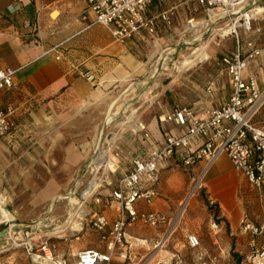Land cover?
Returning <instances> with one entry per match:
<instances>
[{"label": "crops", "instance_id": "1", "mask_svg": "<svg viewBox=\"0 0 264 264\" xmlns=\"http://www.w3.org/2000/svg\"><path fill=\"white\" fill-rule=\"evenodd\" d=\"M16 5L18 10H14ZM244 6H264V0H249ZM163 9L173 10L169 27L158 28L153 35L142 30L118 42L108 27L93 23L86 0H0V69H16L12 87L0 89V105L12 101L19 107L9 133L0 137V201L13 214L0 228L7 230L0 237L3 263L33 264L24 244L12 245L13 240L21 237L24 241L28 236L33 245L48 241L68 264H75V254L81 249L106 252L107 239L93 228L92 219L97 213L115 219L118 203L89 200L80 211L81 192L92 173L94 141L100 142L114 124L123 129L113 157L117 168L112 173L113 184L100 191L110 195L118 178L131 169L133 156L159 148L168 135L183 133V127L170 118L176 107L188 105L201 114L221 106L229 97V77L219 60L234 51L235 38L215 36L219 23L209 19L205 7L197 2L153 1L145 15ZM251 26L250 31H239L242 49L248 41L264 49L262 12ZM191 47L205 49L206 57L183 74L170 66L176 73L163 88L160 102L150 99L142 103L147 85L165 81V61ZM246 62L243 76L254 75L262 86L264 54ZM201 68L204 74L197 75ZM210 79L213 90L205 95ZM127 114L133 118L132 124L141 127H122L125 121L121 119ZM256 120H264V106ZM203 164L197 161L183 167L176 158L159 163L158 195L150 202L138 200L136 209L169 216L202 172ZM212 166L203 183L218 203V227L208 232L210 243L202 247L203 259L196 264H257L252 255L264 246V232L255 236L243 232L241 220L246 217L262 224L264 201L232 164L229 172L210 174ZM160 231L161 227L150 228L141 221L129 223L125 229L129 259L142 257ZM197 236L200 242L202 236ZM186 240L184 233L177 234L155 262L170 264L172 254L179 252L183 264H194ZM118 253L116 248L111 264H128Z\"/></svg>", "mask_w": 264, "mask_h": 264}, {"label": "built area", "instance_id": "2", "mask_svg": "<svg viewBox=\"0 0 264 264\" xmlns=\"http://www.w3.org/2000/svg\"><path fill=\"white\" fill-rule=\"evenodd\" d=\"M86 1L94 16L93 23L108 27L118 42H124L142 30L148 35H153L158 28L172 24L171 9L160 10L151 16L145 15L147 7L153 1L163 4L167 0ZM183 1L197 2L204 6L208 18L219 23L217 30L220 37L232 35L235 38L234 51L219 60V65L229 77L230 95L221 106L201 114H195L188 105L176 107L172 111L170 118L176 125L183 127V133L178 136L168 135L159 148L132 157L131 169L118 178L116 188L105 198V203L110 200L118 203L117 217L110 220L105 214L97 213L92 219L93 228L107 239L106 252L92 248L78 250L75 264H111V257L116 248L119 249V258L129 259L125 250V229L129 223L141 221L151 227H169L173 223L172 218L161 212H139L136 209L138 200L150 202L158 195L156 183L159 179V163L169 159H178L183 167H190L197 161L204 163L202 172L193 181L180 203L181 210L186 207L187 200L204 187L206 172L222 154L228 156L234 170L259 192L264 201V120H256L257 114L264 106V84L259 86L254 75L246 78L243 76L246 60L263 55L264 49L255 47L252 41H248L246 49L243 50L239 39V31H250L252 21L259 11L262 12L264 20V6L245 7V0ZM18 9L19 6L16 5L14 10ZM15 72L16 69L12 67L0 69V89L12 87ZM81 74L90 78L87 73ZM213 86L214 81H209L205 95L211 94ZM18 111V105L12 101L0 105V137L9 133ZM95 201L99 202V198H95ZM212 227L217 228L218 221H213ZM8 228L13 230L11 226ZM241 229L254 236L260 235L264 232V222L255 224L245 217L241 220ZM168 233L166 231L155 246H162ZM28 237L21 242L13 240L12 245L24 244L31 262L68 264L66 258L56 252L48 241L33 245ZM187 242L191 247L200 244L196 234H189ZM252 258L257 264H264V246L257 249ZM0 264L5 263L0 261Z\"/></svg>", "mask_w": 264, "mask_h": 264}, {"label": "rangeland", "instance_id": "3", "mask_svg": "<svg viewBox=\"0 0 264 264\" xmlns=\"http://www.w3.org/2000/svg\"><path fill=\"white\" fill-rule=\"evenodd\" d=\"M248 1L249 0H245L244 4L246 5ZM217 28L218 26L216 27L214 34L215 36L219 38L220 32L217 30ZM202 51L206 52L205 49L195 50V48L191 47V48H188L182 51L179 55H173L171 58H168L165 61L166 67L163 70V73L165 75L164 76L165 81L153 82L152 83L153 85L151 84L147 85L145 89L146 93L144 94V97L142 98L143 99L142 103L146 104L150 101V99H153L154 101L159 100L158 102H160L159 98L161 97L160 94L163 88L169 86L168 81L170 80L171 75L174 76L176 73L175 70L172 71L171 69H169V67L173 66L174 68H176L178 70L177 74L186 73V68L191 65L193 66L194 64L197 63V61H194L193 63H190V64H184L185 66L183 67H181L182 65L181 62L185 61L189 56L197 55L198 53ZM203 72H204V69L201 68L200 71L197 73V75H202L204 74ZM211 80L212 79H210V81ZM206 86L204 87V90ZM111 118H112L111 115H109L107 119L110 120ZM131 118L132 117L130 118L128 117V114L124 115L121 120L125 121V123L122 127H127L128 125L132 124V121L134 120H132L133 118L132 119ZM120 127L121 126L114 124L113 127H110L109 129H107V131L103 133V136L100 142H98V140L94 141V146H93L94 153H93L92 159L95 158L99 154H103V155H108L109 158L113 161V157H115L116 153L118 152L119 142L123 138V129ZM130 150H132V148H130ZM225 156L226 155H221L215 161V163L213 164L210 170V174L217 173L220 171L229 172L232 170V166L229 160L227 159V156L226 157ZM92 170L93 171L92 173H89V176L86 179V183L84 185L85 187L83 188L81 192V196L83 192L84 194H83V198L80 199L81 204H82L80 211H84L83 203H86L89 200H93L95 202V198L97 197L99 198V202H95V203H100V204L105 203V198L108 197V195L106 194L103 195L101 194L102 192L100 191L107 189V188H111L113 184L112 173H115L117 171V168L114 163L113 167H108L102 164L99 168L97 169L92 168ZM179 170L181 169L179 168ZM90 181H92L91 183H95L96 186L93 190L86 192L87 186ZM185 196L186 194L180 199V201L177 202L176 208L173 210V212L169 214V217L172 218V222H173L169 227H167V225L159 226V227L148 226L150 228H155V229H159L161 227L160 234L155 237V239L152 242L151 247L145 252V254L142 257L138 259L137 258L126 259V262H128V264H163V263H156L155 262L156 257L171 243V241L175 238L177 234H183V233L186 235V239L189 234H193V233L197 235L199 233L201 234L202 240L200 241V244L197 247L189 246L188 242L186 246L189 249L188 253L192 255V257L195 259L194 264H196L197 261L200 262L203 259L201 250L205 244L210 243L208 232L211 230V228H213L212 227L213 221L219 220L217 219V216L219 214V206H218V203L209 196V192H207L206 188L203 187L194 196H192L189 199L186 207L183 208V210H181L180 203L185 198ZM8 212L12 214L11 211H8ZM12 217H13V214H12ZM4 221L7 222L6 219L0 221L1 222L0 228H2L3 225L6 223ZM141 229L145 230L146 228L142 227ZM166 231L169 232L166 242L160 247L155 246L158 239L161 238ZM16 241L21 242L22 241L21 237H19V239H17ZM174 243H177V240ZM18 246L19 245L13 246V247H18ZM28 259L30 263L39 264V263L31 262L29 256H28ZM74 259H75L74 261L76 262V254H75ZM216 259L217 258L212 257L213 261H216ZM170 264H183L182 255L179 252L172 254Z\"/></svg>", "mask_w": 264, "mask_h": 264}, {"label": "bare ground", "instance_id": "4", "mask_svg": "<svg viewBox=\"0 0 264 264\" xmlns=\"http://www.w3.org/2000/svg\"><path fill=\"white\" fill-rule=\"evenodd\" d=\"M204 57H206V53L204 51L198 53L197 55H191L185 61L181 62V64H182L181 67L185 66L184 64L193 63L194 61H198V60H200V59H202ZM130 121H132V120H130ZM132 126L136 130V129L139 128L140 124L133 123ZM102 164H104V165H106L108 167H113L114 162L109 158L108 155L99 154L95 158H93V160L91 161V166L90 167H92L93 169H97ZM91 182L92 181L89 182V184L87 186V189H86V192L91 191V190H93L95 188V186H96L95 183H91ZM189 199L187 200V202L189 201ZM0 202L3 203V200H1ZM4 219H6L8 221L11 220L12 219V215H11L10 212H8L7 209H5L2 206V204H0V221L4 220ZM67 227H69V226H67Z\"/></svg>", "mask_w": 264, "mask_h": 264}, {"label": "water", "instance_id": "5", "mask_svg": "<svg viewBox=\"0 0 264 264\" xmlns=\"http://www.w3.org/2000/svg\"><path fill=\"white\" fill-rule=\"evenodd\" d=\"M14 230V228H12ZM7 233V230L4 228L3 230L0 231V237L4 236Z\"/></svg>", "mask_w": 264, "mask_h": 264}]
</instances>
